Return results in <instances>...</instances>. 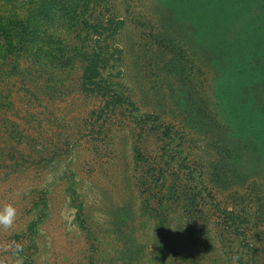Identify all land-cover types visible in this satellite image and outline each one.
Here are the masks:
<instances>
[{"label": "rangeland", "instance_id": "rangeland-1", "mask_svg": "<svg viewBox=\"0 0 264 264\" xmlns=\"http://www.w3.org/2000/svg\"><path fill=\"white\" fill-rule=\"evenodd\" d=\"M96 1L0 0V66L6 68L0 80V156L6 154L11 158L15 155L21 162H32L27 159L32 156L39 163L35 172L37 176L26 179L23 187L10 179L16 174H0V206H16L25 199L35 201L51 190L60 217L49 230L57 240L64 228L72 236L73 250L79 249L77 257L72 260L74 264H133L137 260L142 264H175L162 243L163 237L170 232V227L166 229L162 222L169 219L170 213L178 215L177 203L171 204L176 196L184 200L187 194L197 189L201 170L196 169L193 175L198 176L197 179L187 183L184 172L188 170L180 172L178 168L186 158L187 162L206 159L202 155V141L208 137H195L192 133L188 137L183 122L192 124L195 120L207 134L214 132L216 140L242 143L243 151L250 149L257 160L256 165L260 169L264 166V0H248L241 6L232 4L231 10L220 18L216 11L214 18L202 21L203 27H196L197 16L187 0H183L179 10L181 16L169 23L172 33L167 38L158 37L159 24L157 26L154 21L155 25L150 24L148 18L140 15L142 4L137 0L118 1L126 22L120 36L121 24L113 22L112 26L100 12L93 14H100L98 24L90 25L86 22V11L91 14L93 7L100 10ZM196 3L199 5L198 1ZM212 6H217V1L212 0ZM18 9L27 12L25 19L16 15ZM57 22L70 30L72 38L69 42L48 37V28ZM108 27H112L111 32L106 33L108 40H99V30ZM188 40L194 48L197 46L205 65L193 57ZM95 41L100 46L106 43L114 50L121 47L124 51L127 67L124 68L125 75H119L113 81L116 89L121 88L130 95H134L135 86L144 92L168 89L180 94H172L163 106L146 101L150 107L161 108L165 114L159 119L162 123L174 125V136L181 134L174 138L170 147L179 149L167 154V157L171 156L169 169L158 144L155 145L157 152L152 153L154 149L151 148L152 144L164 146L165 142L151 136L142 144V149L137 148L133 145V136L138 129L133 131L135 125L131 120L126 121V116L114 117L117 122L112 125L106 137L110 143L106 144L112 146L113 136L127 142L124 168L139 179L133 190L128 185L115 187L112 184L114 179L110 180L105 176V169L99 167L100 162L93 161L89 151L87 154L81 152L80 144L96 129L105 110L104 98L96 97L82 86L84 53L92 49ZM86 44L89 48L81 50ZM216 66L226 74L224 81L212 74ZM248 87H254L255 92L250 90L247 93ZM228 116L231 117L229 122ZM119 124H123V129L117 127ZM179 142L182 146L177 145ZM111 148L113 152L114 147ZM139 152L149 154V159L144 161ZM223 157L234 160L236 153L229 152ZM154 159L159 161H152ZM89 160L95 164L93 168L86 165ZM107 161L102 159L101 166L111 167L117 173L120 161ZM148 161L153 169H148L151 167ZM148 173H164L169 179L167 189H162L161 183L154 189L156 186L151 185ZM34 195L36 198L32 199ZM122 200L131 204L134 213L128 217L135 218L136 242L141 247L140 242L144 243V249L139 245L132 248V238L127 237L131 235L130 229L126 230L122 241L115 243L104 239V234L109 233L108 216L116 209L117 202L122 205ZM109 206L113 209L110 210ZM155 206L161 207V211L154 212ZM202 210L196 211L197 216L200 218L203 213L210 218L213 225L207 230L213 229V242L218 239L213 243L218 255L205 264H253L247 262L250 259L248 254L241 255L242 261L235 255L238 251L248 252L242 236L223 230L225 222L220 223L221 227L215 225L217 215L213 208ZM221 219L222 215L218 221ZM88 228L99 234L98 239L86 236ZM13 230L15 228L2 229V236L10 238L8 235H13ZM45 230L47 228L43 227L37 233L38 239L44 240L36 257L39 260L43 256L47 258L46 251L51 250V235ZM9 244L14 246L15 243L6 241V264H23L18 254L20 251L11 246L7 248ZM109 250L117 251V256L111 257L107 254ZM229 251L232 254H224ZM90 254L94 259L82 261V256L89 257ZM256 261L264 264L263 256Z\"/></svg>", "mask_w": 264, "mask_h": 264}, {"label": "trees", "instance_id": "trees-1", "mask_svg": "<svg viewBox=\"0 0 264 264\" xmlns=\"http://www.w3.org/2000/svg\"><path fill=\"white\" fill-rule=\"evenodd\" d=\"M118 1L119 0H97L96 3L100 10H96L95 7H93L91 14H89V11H86V22L88 21L90 25L97 23L100 14L98 13L96 16L93 14L95 12H100L101 15L104 14L103 17L105 19L107 18L112 26L113 22L115 24H121L122 27L119 28L120 36L125 28L126 22L125 18H122V10L118 8ZM137 1L142 4V12H140V15H144L145 19L148 18L149 21L147 22L150 24H154L153 21L157 26L159 24L158 37H170L171 29L169 23L181 16L179 10L183 0ZM196 1H198L199 5H197ZM213 1H217V6H212V0H187L190 9H193L192 12L197 16L196 27H203L204 24L202 21L214 18L216 11L219 13V18L221 16L224 17L234 4L238 3V5L241 6L248 0ZM144 17L142 19H144ZM100 23H102V21ZM111 30L112 27L99 30L97 35L98 39H104V41L108 40L109 36H107L108 34L106 33H110ZM114 30L117 29L114 28ZM97 45H99V43L95 41L90 51L87 50V48H89L87 44L81 48V50H87L86 53H84L85 58L82 60L84 62L82 86L84 89L93 92L96 97L102 96L104 98L105 110L98 119L96 129H94L91 135L80 144L82 147L81 152L87 154L89 151L93 161L96 160L100 162L99 167L105 169V172L108 174L105 173V176H109L110 180L114 179L112 184L115 187L121 188L128 185L132 188L138 185L137 182L139 183V179H136L134 175L130 174V170L124 168V164H127V162L123 160L125 155L124 149L126 145H128L127 142L124 141L123 138L120 139V137L113 136V144L111 146L114 147L113 152L112 148L106 144L110 143L106 137L111 131L112 125H115L117 122V119H114V117L126 116V121L131 120L132 125H135L133 131L138 129V131L135 132L136 135L133 136V142L135 143L133 145L137 148L142 149V144H145L151 136H154L162 143L165 142L164 146H160L159 143H156L152 144L151 148L154 149L152 150L153 153L154 151L157 152V148L160 147V151H162L161 155L164 160L167 161L165 163L169 169L168 163H170L171 156L169 155L167 157V154H172L174 149L176 151L179 149L176 146L174 149L170 147L174 144L172 142L175 140L174 138L179 137L181 134L178 133L174 136V125L162 123L159 119L165 114L162 112L161 108L150 107L146 101H153L157 103V105L163 106L171 99L172 94L173 96L180 94L175 91L171 93L168 89H163L164 92H144L138 89V86H135L136 91H133L134 95H130L121 88L116 89L114 87L116 85L113 81L116 80L119 75L124 76V68L127 67V64H124L126 61L124 51L121 47L118 50H114L106 43L101 44V46L99 45L98 48ZM188 45L193 57L198 58L200 63L205 65L203 58L198 50H196L197 46L194 48L190 40H188ZM213 70V73L210 72L215 77H220L223 81L225 80L224 76L226 74L221 68L216 66ZM5 71L6 68L0 66V80H2ZM223 81H221V83ZM250 90L255 92L254 87L251 89H249V87L246 88L247 93ZM217 95L218 97L220 96L218 92ZM229 121H231L230 116H228V122ZM196 122L195 120H193L192 124H189L187 121L185 123L183 122V128L188 132V137L191 136V133L195 134V137L208 136L207 138L205 137L206 140L202 141V155L206 159L200 158V162L199 160L187 162L188 159L186 158L180 162L178 170H180V172L185 169L188 170L187 173L184 172L186 180L188 178L187 183H192V181L197 179L198 176L196 177L193 175L196 169H200L201 174L198 177L197 189L191 191L193 192L192 194H187L188 196H186L184 200L177 199L179 196H176L175 201L171 203H177L179 212L177 216L175 213H170L169 219L165 218L162 222L166 229L170 227V232L163 237L162 243L164 244V249L169 251V255L172 256V260L175 264H205L207 260L217 256L218 252H215L217 248L213 243L218 239H214L216 241L213 242V229L207 230V228L211 227L213 224L210 218H207L205 214L202 213V217L200 218L196 214V211L200 212L199 210L205 207L210 208V210L213 208L214 212H216L215 215H217L215 225H220L221 227L220 223L225 222L223 230H228L230 234L242 236L244 245L248 247V252L246 253L243 251L235 253L237 259L242 261L241 255L248 254L247 256H249L250 259L247 262L252 261L253 264H257L256 259L258 257L263 256L264 258V239L262 238L264 237V166L260 169L256 165L257 160L251 155L250 149H245L243 151L242 143H228L225 141L222 142L220 139L216 140L214 132H208L207 134L205 132L206 129ZM146 125L147 128H145ZM117 127L123 129V124H119ZM225 130L228 131L226 128ZM133 134L134 132H132V135ZM180 139H183V136H181ZM155 145H157V148ZM177 145L182 146L181 142ZM106 147L109 148L108 151ZM229 152H233V154L234 152L236 153V158L234 160H226L223 157L224 154H228ZM144 153L145 152H139L138 154L139 157L143 158L145 161L149 159V156H147L149 154ZM149 153H151V151ZM104 158L109 160L107 163H110V161H120V167L117 173L114 172L111 167L105 168L101 166V160ZM27 159L32 162H21L16 159L15 155L9 158V156L3 154L0 156V174H16L14 176L15 178L12 177L10 179L14 180L17 185H21L20 187H23L27 181L26 179H34L37 176L35 172L39 167V163L34 161V157L29 156ZM89 161L92 165H90L89 162H86V165L93 168L95 164L92 160ZM152 161L159 160L154 159ZM16 163L18 164L16 165ZM152 167L151 164V167L149 166L148 169H153ZM147 177L151 185L156 186L154 189H157L159 183H161L160 186L162 189H167L166 185L169 179L164 177V173H148ZM159 177H162V179H159ZM68 189L69 187L66 188V193ZM42 192L45 193L44 191ZM35 198L36 195L32 197V199ZM15 207L17 208V219L12 227L15 228V230H13L14 234H9L8 236L10 238H7V236H2L3 231L0 229V264H6L4 259L6 253H8L6 251L7 240L13 241L16 245L20 246L19 250H17L20 252L17 253L23 259V264H74L72 260L77 257L79 249L73 250L74 242L72 236H70V234L66 232V228H64L60 230L61 238L57 240L55 236H52L49 230V227H54L55 223H58L60 217V215H58L60 210L55 202V198H53L51 190L43 194L42 197L36 198L35 201L25 199L24 203H19ZM109 207L110 210L113 209L111 206ZM115 207L117 210L113 209L111 215L108 216L106 225L109 233H103L105 235L104 239H107L109 242L114 241L115 243L117 241H122L123 238L126 237V230L130 229L129 232H131V235L127 237L132 238L131 245L133 246L132 248H134V246L139 244L136 242L138 237L134 235L136 227L135 218L132 217V219H130L128 217L130 213H134L131 204L122 200V205L120 202H117ZM166 208L168 209V207ZM82 211L85 213V208H83ZM156 211L160 212L161 207L158 208L155 206L154 212ZM31 213H34L32 214L34 216L33 220L30 219ZM221 215L222 221L220 222L218 220ZM85 217L86 215L83 217L84 220L86 219ZM25 225H27V228L24 227ZM43 227L47 228L48 233L50 232L51 244L49 248L51 250L46 251L48 255L47 258L43 256L39 260L36 257L41 251L40 244H43L44 240L41 241L40 237L38 239L37 233ZM47 230L45 231L47 232ZM87 231V237L91 236L94 237V239H98L97 236H99V234H97L95 230L93 232L91 228H88ZM15 244L14 246L9 244L7 248L11 246L15 249ZM140 244L142 247L139 246L144 249L145 244L141 242ZM107 254L115 258L117 256V251L109 250ZM224 254L228 256L232 254V252L229 251ZM90 259H94V256L91 254L89 257L82 256V261L86 262V260ZM133 264H142V262L137 260L134 261Z\"/></svg>", "mask_w": 264, "mask_h": 264}, {"label": "clouds", "instance_id": "clouds-1", "mask_svg": "<svg viewBox=\"0 0 264 264\" xmlns=\"http://www.w3.org/2000/svg\"><path fill=\"white\" fill-rule=\"evenodd\" d=\"M7 8V6H5ZM16 15L20 19H25L27 12L25 10H17ZM47 35L53 40L62 41L67 43L71 40L72 34L66 26H62L60 23L52 24L48 30ZM17 219V208L13 204H6L0 206V229H11ZM19 245H16V250H19Z\"/></svg>", "mask_w": 264, "mask_h": 264}]
</instances>
